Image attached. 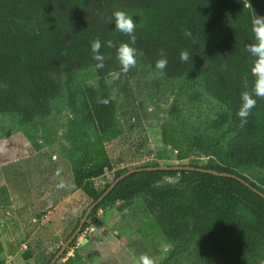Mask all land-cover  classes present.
I'll return each mask as SVG.
<instances>
[{"label":"trees","instance_id":"obj_1","mask_svg":"<svg viewBox=\"0 0 264 264\" xmlns=\"http://www.w3.org/2000/svg\"><path fill=\"white\" fill-rule=\"evenodd\" d=\"M116 11L128 13L136 24V61L143 58L151 69L160 71L156 61L166 58L163 74L170 78L193 80L201 75L204 88L227 108L215 116L211 128L230 124L234 133L226 145L206 146L217 156V162L206 165L185 161L182 153L181 163L149 161L117 168L105 146L86 152L78 162L74 183L85 190L90 205L129 169L161 165L235 173L264 192L238 170L264 168V97L253 95L256 105L245 123L237 115L241 93H251L256 79L252 72L256 57L248 47L256 43L252 22L264 17V0H0V116L13 113L22 123H33L51 115L55 100L68 96L75 106L82 94L86 121L108 140L116 138L113 91L117 89L127 104L132 96L128 77L132 67L122 71L117 58L118 46L129 37L115 29ZM94 40L101 43L104 67L100 69L91 51ZM184 50L190 55L187 62L179 58ZM90 68L97 70V86L78 85V73ZM103 99L109 102L104 104ZM3 156L0 151V159ZM11 162L3 159L2 165ZM107 172L112 178L100 189L96 180ZM138 196L165 237L178 241L173 254L184 253L195 243V264H232L253 259L258 252L264 264V197L240 179L199 170L135 171L89 217L117 202H123L124 208ZM61 247L44 264H50ZM66 254L67 250L60 258ZM213 258L216 261L211 263ZM0 264H5L1 239Z\"/></svg>","mask_w":264,"mask_h":264},{"label":"rangeland","instance_id":"obj_2","mask_svg":"<svg viewBox=\"0 0 264 264\" xmlns=\"http://www.w3.org/2000/svg\"><path fill=\"white\" fill-rule=\"evenodd\" d=\"M128 77L130 104L113 91L118 131L112 140L86 121L82 94L75 106L68 96L55 100L51 115L33 123H22L13 113L0 116V239L5 264H44L65 243L91 204L85 190L74 183L86 152L105 146L117 168L149 161L181 163L182 153L193 164L217 162L206 146L226 145L234 132L230 124L211 128L215 116L227 108L204 88L201 75L193 80L170 78L138 58ZM98 81L95 68L77 75L78 85L97 86ZM3 159L12 162L2 165ZM238 170L264 188V168ZM111 178L107 172L96 180L97 187L104 188ZM142 199L138 196L124 208L117 202L88 217L87 227L56 264H140L142 255L153 264H195V243L173 254L178 241L165 237ZM261 256L258 252L253 259L232 264H260Z\"/></svg>","mask_w":264,"mask_h":264},{"label":"clouds","instance_id":"obj_3","mask_svg":"<svg viewBox=\"0 0 264 264\" xmlns=\"http://www.w3.org/2000/svg\"><path fill=\"white\" fill-rule=\"evenodd\" d=\"M112 20L114 21L115 29L129 37V41L127 43H122L117 48V58L122 71L127 72L129 68L134 67L136 64L137 49L133 46L136 43V35L134 33L136 24L134 23L133 17L124 11L114 12ZM252 31L254 33L256 43L250 45L248 47V51L256 57L252 68V72L256 79L251 93L248 91L241 93L242 103L237 115L241 118L242 124L246 122L251 109H253L256 105V100L253 98V95L257 97H264V17L257 16L253 19ZM185 35L191 36V33L185 32ZM109 46H112L111 42H109ZM100 48L101 43L99 40H94L91 43L93 59L98 62L96 64V68L98 69L104 67L103 56L99 52ZM179 58L181 61L187 62L190 59L189 52L187 50L181 51ZM167 63L168 61L166 58H161L156 61L155 68L159 69L161 73H163ZM113 78H118V74H115ZM101 102L107 104L109 101L107 99H103ZM63 186V184L59 185V187ZM139 259L140 264H153V261L147 256L142 255Z\"/></svg>","mask_w":264,"mask_h":264},{"label":"water","instance_id":"obj_4","mask_svg":"<svg viewBox=\"0 0 264 264\" xmlns=\"http://www.w3.org/2000/svg\"><path fill=\"white\" fill-rule=\"evenodd\" d=\"M154 169H177V170H181V169H185V170H199V171H204V172H210L216 175H220V176H232V177H236L238 179H240L241 181H243L244 183H246V185H248L249 187H251L252 189H254L255 191H257L259 194H261L264 197V192H262L261 190H259L258 188H256L255 186H253L250 182H248L246 179H244L241 176H238L235 173H231V172H224V171H218L215 169H210V168H205V167H196V166H192V165H173V166H168V165H161V166H149V167H140V168H132L129 169L127 172L121 174L119 177H117L111 184L110 186L105 190V192L100 196V198L98 200H96L92 205L89 206L88 210L86 211L84 217L82 218L80 225L78 226V228L76 229V231L72 234V236L62 245L61 249L56 253V255L54 256V258L52 259V261L50 262V264H56V262L59 260L60 257H62V255L64 254V252L66 251L67 247H69V245L72 243V241L74 240V238L79 234V232L82 230L83 225L85 223V221L88 219L92 209L98 205L114 188L115 186L126 176L132 174L135 171H140V170H154Z\"/></svg>","mask_w":264,"mask_h":264}]
</instances>
